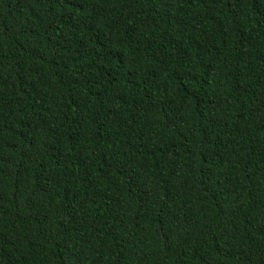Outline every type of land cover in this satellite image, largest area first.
I'll return each mask as SVG.
<instances>
[{"label":"trees","instance_id":"trees-1","mask_svg":"<svg viewBox=\"0 0 264 264\" xmlns=\"http://www.w3.org/2000/svg\"><path fill=\"white\" fill-rule=\"evenodd\" d=\"M0 264H264V0H0Z\"/></svg>","mask_w":264,"mask_h":264}]
</instances>
